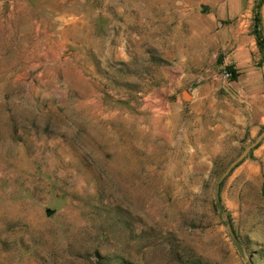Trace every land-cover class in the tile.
I'll return each instance as SVG.
<instances>
[{"label": "rangeland", "instance_id": "obj_1", "mask_svg": "<svg viewBox=\"0 0 264 264\" xmlns=\"http://www.w3.org/2000/svg\"><path fill=\"white\" fill-rule=\"evenodd\" d=\"M256 1L0 0V264H264Z\"/></svg>", "mask_w": 264, "mask_h": 264}, {"label": "crops", "instance_id": "obj_2", "mask_svg": "<svg viewBox=\"0 0 264 264\" xmlns=\"http://www.w3.org/2000/svg\"><path fill=\"white\" fill-rule=\"evenodd\" d=\"M252 1L254 0H208V15L217 19L220 26L219 34L222 42L226 43L228 41H233V34L236 31L234 26H241L250 19L252 13ZM246 61L247 59L235 61L238 64L236 67L238 69H243L244 67L241 66V62ZM240 74V77H244L245 71H240ZM261 83L255 85V90H258L257 86L262 85Z\"/></svg>", "mask_w": 264, "mask_h": 264}, {"label": "trees", "instance_id": "obj_3", "mask_svg": "<svg viewBox=\"0 0 264 264\" xmlns=\"http://www.w3.org/2000/svg\"><path fill=\"white\" fill-rule=\"evenodd\" d=\"M263 1L264 0H257L256 1L255 9H254V25H253V29H252V32L257 39V44L262 48H264V36L260 32L259 27H260V8H261ZM218 62L222 63L221 56H219ZM226 70H228L231 73L230 85L232 83L239 82V77L241 74L237 71V69H235V67L233 65L228 66Z\"/></svg>", "mask_w": 264, "mask_h": 264}, {"label": "water", "instance_id": "obj_4", "mask_svg": "<svg viewBox=\"0 0 264 264\" xmlns=\"http://www.w3.org/2000/svg\"><path fill=\"white\" fill-rule=\"evenodd\" d=\"M264 138V130L260 133V135L257 137L255 142H253L251 145H249L243 152L242 154L234 161L231 163V165L226 169V171L221 175L219 178L216 188H215V196H216V201L218 205H220V199H219V189H220V184L223 181V179L231 172V170L239 163L241 162L250 152L252 148H254L257 144L260 143V141ZM230 230V229H229ZM231 232V230H230ZM232 233V232H231Z\"/></svg>", "mask_w": 264, "mask_h": 264}, {"label": "built area", "instance_id": "obj_5", "mask_svg": "<svg viewBox=\"0 0 264 264\" xmlns=\"http://www.w3.org/2000/svg\"><path fill=\"white\" fill-rule=\"evenodd\" d=\"M223 78H224L225 82H227V83L230 82L231 73L228 70H224Z\"/></svg>", "mask_w": 264, "mask_h": 264}]
</instances>
